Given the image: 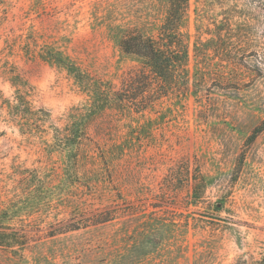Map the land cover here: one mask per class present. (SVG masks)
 Instances as JSON below:
<instances>
[{
	"label": "rangeland",
	"instance_id": "374dc122",
	"mask_svg": "<svg viewBox=\"0 0 264 264\" xmlns=\"http://www.w3.org/2000/svg\"><path fill=\"white\" fill-rule=\"evenodd\" d=\"M165 15L164 0L0 3V210L28 237L0 264H264V0H191L189 83L138 111L116 98L141 62L113 25L156 34ZM48 51L108 96L75 167L54 133L92 92ZM17 93L44 111L9 112Z\"/></svg>",
	"mask_w": 264,
	"mask_h": 264
},
{
	"label": "trees",
	"instance_id": "16d2710c",
	"mask_svg": "<svg viewBox=\"0 0 264 264\" xmlns=\"http://www.w3.org/2000/svg\"><path fill=\"white\" fill-rule=\"evenodd\" d=\"M164 1L166 15L156 34L148 33L144 25L128 27H123L121 24L113 25L120 30L118 36L120 50L126 55L138 58L141 62L140 67L125 78L123 87L115 93L116 98L120 102L132 103L135 107L144 103L142 107H137L138 111L145 110L151 104L152 97L158 99L166 96L177 85L180 84V87L182 84H188L190 80L192 48L191 33L187 25L190 20L191 0ZM1 2L2 0H0ZM197 3L202 4L204 0H197ZM197 16H200V13ZM198 47L196 40L193 50ZM47 54L44 56H47L50 62L65 65L77 82L86 88L90 86L89 89L92 92L93 99L90 105L69 114L65 128L63 130L57 128L58 132L54 133L53 146L55 150L62 153L67 165L75 167L77 163L79 164L80 143L86 134L88 123L95 114L107 108L108 96L106 88L101 82L93 83L86 72L70 61L67 54H63L61 51H48ZM132 92H135L134 95H131ZM104 95H106L105 101L100 99ZM4 102H6L9 112L13 110V114L26 120L33 119L29 116L35 115L38 111H44L43 108L34 110L32 102L20 93L15 95L13 101L8 99ZM24 123L25 121L22 123L23 126ZM14 212L16 211L9 207L0 210V246L10 250L22 248L28 242L26 233L11 224V220L16 218L17 213ZM113 218L112 216L106 217L103 221Z\"/></svg>",
	"mask_w": 264,
	"mask_h": 264
}]
</instances>
